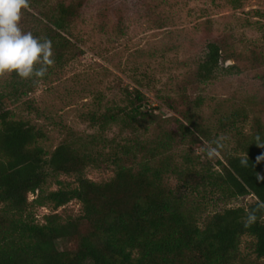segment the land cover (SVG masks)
<instances>
[{"label": "trees", "instance_id": "1", "mask_svg": "<svg viewBox=\"0 0 264 264\" xmlns=\"http://www.w3.org/2000/svg\"><path fill=\"white\" fill-rule=\"evenodd\" d=\"M228 1L239 7L243 0ZM86 2L29 0L22 10L40 24L29 32L52 41L54 64L43 78L12 73L0 87V264H264V213L245 226L247 213L264 201V160H257L264 155V94L236 101L216 119L218 132L231 144L211 141L222 157H214L215 165L187 152L173 162V149L193 135L183 124L165 131L158 125L149 139L122 138L137 134L145 117L138 89L124 91L123 106L83 116L95 135L83 139L69 131L50 154L41 144L44 132L17 118L13 107L22 96L73 59L71 29ZM221 58L219 45L208 43L196 81L214 80ZM96 100L101 102L100 94ZM24 104L38 113L31 101ZM113 128L119 141L106 136ZM108 166L113 177L107 181L84 175L89 167ZM59 176L74 177L77 185ZM50 181L55 191L44 189ZM250 196L255 201L246 207L210 208L214 201ZM72 202L79 204L76 214L66 209ZM45 207L52 211L39 223L35 209ZM244 237L252 239L253 256L241 252Z\"/></svg>", "mask_w": 264, "mask_h": 264}, {"label": "rangeland", "instance_id": "2", "mask_svg": "<svg viewBox=\"0 0 264 264\" xmlns=\"http://www.w3.org/2000/svg\"><path fill=\"white\" fill-rule=\"evenodd\" d=\"M86 1L81 18L71 29L76 47L73 59L55 67L47 81L39 80L35 90L13 107L17 118L44 132L41 144L45 151L50 154L69 131L83 139L95 135L97 130L84 122L83 116L123 106L124 91L138 89L145 97V117L137 134L129 132L122 138L149 139L156 135L158 125L165 131L183 124L193 135L173 149V162L180 163L186 152L213 165L214 157L222 160L218 151L212 158L207 155L209 148H214L211 141L227 148L231 144L218 132L216 119L236 101L260 99L264 94V0H243L239 7L228 0ZM24 15L27 24L20 25L24 32L40 25L35 17ZM208 43L221 48L220 70L214 80L199 83L194 72ZM11 75L0 77V87ZM99 94L100 103L96 100ZM26 101H31L38 113L27 110ZM196 102L199 108L193 110ZM190 121L207 133L209 141ZM106 136L121 139L116 128ZM84 175L103 182L113 177V168L89 167ZM58 180L77 185L74 177L59 176ZM57 188L54 181L44 186L46 191ZM254 201L251 196L214 201L210 208L221 211ZM66 209L76 214L79 204L72 202ZM51 211L49 207L36 208L37 222L43 223V216ZM240 249L253 256L252 239L242 238Z\"/></svg>", "mask_w": 264, "mask_h": 264}, {"label": "clouds", "instance_id": "3", "mask_svg": "<svg viewBox=\"0 0 264 264\" xmlns=\"http://www.w3.org/2000/svg\"><path fill=\"white\" fill-rule=\"evenodd\" d=\"M29 8V0H0V77L15 73L22 79L43 78L54 64L52 41L41 40L20 27L22 10ZM39 65V67H37ZM216 148H209V158L217 156ZM264 213V201L247 213L245 226Z\"/></svg>", "mask_w": 264, "mask_h": 264}, {"label": "snow or ice", "instance_id": "4", "mask_svg": "<svg viewBox=\"0 0 264 264\" xmlns=\"http://www.w3.org/2000/svg\"><path fill=\"white\" fill-rule=\"evenodd\" d=\"M260 147H264V145H261ZM257 160H258V161H260V160H264V155L257 157Z\"/></svg>", "mask_w": 264, "mask_h": 264}]
</instances>
